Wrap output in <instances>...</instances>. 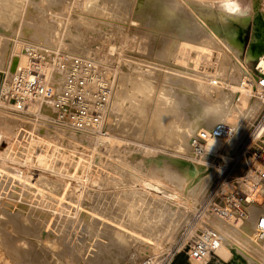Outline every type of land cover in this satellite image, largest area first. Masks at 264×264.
<instances>
[{"label":"rangeland","instance_id":"obj_1","mask_svg":"<svg viewBox=\"0 0 264 264\" xmlns=\"http://www.w3.org/2000/svg\"><path fill=\"white\" fill-rule=\"evenodd\" d=\"M171 1L0 0V264H167L171 253L178 249L180 252L174 264H186L190 245L205 229L202 222L209 220V224L220 232V217L207 211L210 198L215 196L217 204L225 195L231 200L247 199L242 209L245 216L253 208H264V183L258 182L259 189L249 188L247 162H242L239 157L263 111L259 112L262 113L260 118L258 114L247 122L246 128L237 135L236 142L221 152L228 158L238 152L233 161L221 164L215 162L216 157L212 159L210 163L215 162L224 170L204 181L201 191L191 194L184 185L172 179L180 172L179 165L175 163L177 160H189L194 156L199 164V159L205 158L196 157L193 148L191 152L176 148L179 145H176L179 142L175 138L176 125L179 124L181 129L187 127L186 120L189 121L187 116L193 102L200 108L204 105V108L214 101L206 99L194 81L202 80L207 85L218 86L228 77L227 84L239 82L237 71L228 75L219 69L222 59L234 53L231 42L239 44L237 48L243 45L238 60L245 64L247 73L255 77L259 74L257 59L246 63L254 23L250 19L248 24L240 25L241 19L253 14L252 0ZM225 2L230 4L222 11L232 9L230 6L233 4L237 21L232 20L225 25L222 13H212L209 20L211 29L216 32L192 11L194 7L204 6L203 9L213 6V11H216ZM118 5H123L125 9ZM129 6L130 9L126 8ZM241 7L242 11H238ZM116 8H122L119 16L115 14L118 11ZM260 10L264 13V0H261ZM238 26L243 29V34ZM141 34L144 35L142 38ZM163 36L169 37V41L163 40ZM145 39L153 49L150 48L147 54L142 48ZM208 40L211 42L206 43ZM165 41L170 42V46H166ZM77 43H82L80 46L91 44V56L81 55ZM161 44H164L163 49L159 47ZM191 44L195 45L194 48ZM207 44H210L209 47ZM26 46L28 49L29 46L36 48L39 52L36 54L47 55L48 71L52 69L50 54L56 51L99 62L102 72L112 81L116 94L107 123L109 135L115 140L113 144L108 141L103 143L97 140L99 136L89 134L85 138L73 139L75 133L57 123L55 112L54 117L48 116L36 107L21 115L19 113L20 116L9 113L18 114L7 101L9 90L4 92L2 84L8 79L11 87L16 68L12 71L10 64L13 60L19 61L16 59L18 54H29L30 50L27 52L24 49ZM228 61L234 69L233 60L228 58ZM8 72L12 76L6 78ZM141 72L148 73L150 77ZM148 77L151 85L140 87L139 80H147ZM220 78L223 80L220 81ZM236 93L239 98L241 92L229 94L232 103ZM160 94L165 96L164 99L170 95L183 96L182 110L177 111L168 100L165 105L158 104L153 108L152 118L142 119L138 112L140 105L144 101L151 103V99ZM159 106L165 107L169 116L170 132L167 131V134L157 131L154 124L157 114L153 112H157ZM245 113V110L238 113L236 120H242ZM182 140L186 143V139ZM170 168L174 172L166 171ZM243 176L247 178L243 179ZM251 178V182L256 184V180ZM162 201L173 204L171 213H167L166 208V211L160 210L157 205ZM149 209L152 212L147 215ZM135 216H154L157 220L154 226L160 232L152 235L153 239L145 245L138 238H144L145 232H150L143 229L148 224L140 219L138 221ZM128 217L135 220L127 221ZM240 218L227 223L237 227ZM200 219L203 221L200 222ZM220 234L230 245L252 256V249L257 251L249 249L241 233L234 237L228 232ZM256 236L254 234V240L259 239ZM35 251L54 256L52 260L45 257L46 260L35 261ZM213 257V264H231L236 256L231 251L225 259L218 253ZM253 257L254 261L264 264V252Z\"/></svg>","mask_w":264,"mask_h":264},{"label":"bare ground","instance_id":"obj_2","mask_svg":"<svg viewBox=\"0 0 264 264\" xmlns=\"http://www.w3.org/2000/svg\"><path fill=\"white\" fill-rule=\"evenodd\" d=\"M119 1V0H117ZM165 1V0H164ZM171 1V0H170ZM174 1V0H172ZM171 1V2H172ZM199 1V0H198ZM168 2V1H167ZM176 2V1H175ZM204 2V1H203ZM263 2V1H262ZM125 3V2H124ZM177 3V2H176ZM183 3V2H182ZM202 3V2H201ZM252 3H253V14L250 16V17H246V18H243L240 20V18L238 19V22L239 20L241 21V24L240 25H243L245 23L248 24V21L251 19L254 23V29H253V34H252V37H251V41H250V45H249V48L248 50L246 51V63L248 62H251L253 61L254 59H257L259 61V68L262 69V71L264 72V13L261 12L260 10V5H261V0H252ZM163 4V3H162ZM207 5H210L208 3H206ZM230 3L229 2H225L223 5H220V8L219 10H216V11H213V6L209 9L208 8H193L192 11H193V14L194 16H197L199 18H201L205 23H206V26L208 25V27H210L211 29V22H210V15L212 13H216V14H220L222 13V19H223V23H225V25L228 24V22L234 20V21H237V18L235 16H238L236 11H235V6L232 7L233 4H231V8L230 10H227V11H222L223 8L227 7ZM120 5H118L119 7ZM123 6V5H122ZM120 6V7H122ZM135 6V4H134ZM154 6V5H153ZM123 9L124 6L122 7ZM122 8L119 9V8H116L118 11L117 13H115L116 15L119 16V12L120 14L122 13ZM126 8H131L130 6L129 7H126ZM168 9V7H167ZM127 10V9H126ZM187 10V9H186ZM191 10V9H190ZM114 11H116L114 9ZM112 11V13L114 12ZM128 11V10H127ZM129 12V11H128ZM126 13V14H129V13ZM176 12V11H175ZM157 13V12H156ZM168 13V12H167ZM172 14V13H171ZM184 15V13H182ZM115 15V16H116ZM181 15V14H180ZM183 15H181V18L183 20H186L184 17H182ZM192 15V14H191ZM117 16V17H118ZM122 16V15H121ZM125 16V15H124ZM142 16V15H141ZM176 16V15H174ZM114 17V16H113ZM173 17V16H172ZM195 17V18H197ZM112 18V17H111ZM165 18V17H164ZM131 19V18H130ZM124 20V19H123ZM168 20V19H167ZM197 20V19H196ZM99 21V20H98ZM199 21V20H197ZM247 21V22H246ZM150 22V21H149ZM201 22V20H200ZM172 23V22H170ZM199 23V22H198ZM202 23V22H201ZM100 24V23H99ZM139 24V23H138ZM149 24V23H148ZM174 24V23H173ZM172 24V25H173ZM177 24V23H176ZM187 24H190V23H187ZM130 25V24H129ZM133 25V24H132ZM92 26V25H91ZM136 26V25H135ZM151 26V24H150ZM175 26V25H174ZM179 26V24H178ZM202 26V25H201ZM205 26V25H204ZM205 26V27H206ZM105 27V26H104ZM146 27V26H144ZM149 27V26H148ZM156 27V26H155ZM159 27V26H158ZM203 27V26H202ZM222 27V26H221ZM241 26H238V29L241 31V33L243 34V29L242 28H239ZM143 28V27H142ZM169 28V27H167ZM171 28V27H170ZM186 28V27H185ZM165 29V28H164ZM174 29V28H173ZM178 29V28H177ZM158 30V29H157ZM172 30V29H171ZM180 30V29H179ZM206 30V28H205ZM209 30V29H207ZM213 32H216L215 29H211ZM162 30H158V32ZM168 31V30H167ZM44 32V31H43ZM47 32V31H46ZM45 32V33H46ZM148 32V31H147ZM151 32V31H150ZM156 32V31H155ZM154 32V33H155ZM160 32V33H161ZM165 32V30L163 31ZM173 33V31H171ZM176 32V31H175ZM178 32V31H177ZM181 32V31H180ZM208 32H211V31H208ZM212 32V35H214V33ZM48 33V32H47ZM153 33V32H152ZM166 33V32H165ZM182 33V32H181ZM38 35V34H37ZM47 35V34H46ZM142 35V34H141ZM155 35V34H154ZM152 35V36H154ZM161 35H165V34H161ZM220 35V34H219ZM36 36V35H35ZM51 36V34H50ZM144 35L141 36V38L143 37ZM151 36V38H152ZM167 36V35H166ZM217 36V35H216ZM224 36V35H223ZM47 37V36H46ZM164 37V36H163ZM171 37V36H170ZM173 37V36H172ZM206 37V36H205ZM214 37V36H212ZM218 37V36H217ZM134 38V37H133ZM158 38V37H157ZM167 38L169 37H164L163 40H168ZM181 37H179L180 39ZM209 38V37H207ZM49 39V38H47ZM144 39V38H143ZM154 39V38H153ZM156 39V38H155ZM176 39V38H175ZM205 39V38H203ZM211 39V38H209ZM218 39V38H217ZM148 40V39H147ZM146 39L143 40V44H144V47L143 48V51H146V54L148 51H150L152 48H151V45H149V42L147 41ZM202 40V38H201ZM215 40V38H214ZM213 40V41H214ZM48 41V40H47ZM46 41V42H47ZM50 41V39H49ZM96 41V40H95ZM169 41V40H168ZM204 42L207 41V40H203ZM220 41V40H219ZM46 42H44V44H47ZM140 42V41H139ZM154 42V40H153ZM211 41L208 40V42L206 43H209ZM217 42V41H216ZM231 42V41H230ZM83 43V42H82ZM82 43H77L76 44V47L78 48V52L81 54V55H84V56H91V53H92V49L90 48L91 44L86 45V43L82 46H80V44ZM156 43V42H155ZM164 43H167L166 41ZM189 43V42H188ZM213 43V42H212ZM43 44V43H42ZM137 44V43H136ZM168 44V43H167ZM169 44H171L169 42ZM166 45V46H170V45ZM176 44V43H175ZM195 44V43H193ZM198 44V43H196ZM211 44V43H210ZM209 44V45H210ZM224 44V43H223ZM232 44V48L234 50V53H232V56L230 55H227V57L223 58L222 59V62H221V65H220V70L223 71L225 74L228 73V75L230 74H234L233 72L237 71V75L239 76L240 75V80L238 83H235V84H227V78L226 80H223V78H220V85L218 86H211L210 85H207L205 82H203L202 80H192L195 82L196 85H198L199 87V90L200 92L202 93V95H204L205 97H207L206 99H213L214 101L213 104L211 106H205L203 108H200V106L198 104H195L193 102L192 104V107H191V111L188 112V116L187 118H189L186 122H187V127H185V129H181L180 125L177 124V128H176V131H175V138L177 139V141L179 142H176V145L179 143V145L176 146L177 149H181L180 151L182 152H186L189 150V152L192 151V146H191V142H190V135L192 134H196L199 132L200 129H204V130H210L218 125H229V127L231 128V134L230 136L226 137V138H210L207 143H206V154L204 155L205 158L204 159H199V164H197L198 162L195 160L196 158L193 156L191 157L189 160L187 159H181V161H176L175 163L177 165H179V173H177V176H174L172 179H174V181L179 184V185H184L186 190L191 193V194H195L199 191H201V188H202V183L208 179H212L214 178V175L217 173V172H222L224 170V167L223 166H220L217 167L216 164H214L215 162H219V163H223V162H229V161H233L234 157L236 156V153L235 155H233V157H226L225 155H223L221 152L225 151L224 148L227 149V147H229L230 145H232L234 142H236V140L238 139L237 135L240 133L246 128V124L247 122H250L252 121V119L256 118L255 116H258L259 112H264V96L260 93L259 91V88L257 86V79L255 77V75L251 74L249 75L247 73V71L245 70L246 66L245 64H242L239 60H238V56H239V52L241 51V48L243 47V45L241 44L240 45V48H237L239 44H234L233 42H231ZM32 45V44H31ZM49 45V44H48ZM78 45V46H77ZM155 45V44H154ZM164 44H161L159 47L162 48ZM181 45V44H180ZM189 45V44H188ZM192 45V44H191ZM200 45H206V44H200ZM208 45V44H207ZM208 45V47H209ZM216 45V44H215ZM42 46V45H41ZM143 46V45H142ZM178 46V44H177ZM176 46V47H177ZM193 48L195 45H192ZM212 46V45H211ZM214 46V45H213ZM217 46V45H216ZM215 46V47H216ZM219 46V45H218ZM217 46V47H218ZM158 47V50L160 51V48ZM179 47V46H178ZM225 47V46H224ZM223 47V48H224ZM151 48V49H150ZM173 48V47H172ZM185 48V47H184ZM189 48V47H188ZM206 48V47H205ZM25 51L27 50V52L31 49L30 46H29V49L28 47H24ZM163 49V48H162ZM196 49V48H195ZM201 49V48H199ZM204 49V48H203ZM210 49V48H209ZM227 49V48H226ZM153 50V49H152ZM178 50V49H176ZM180 50V49H179ZM178 50V51H179ZM182 50V48H181ZM187 50V49H186ZM189 50V49H188ZM222 50V49H221ZM21 51V50H20ZM94 51V50H93ZM172 51V50H171ZM22 52V51H21ZM220 52V51H219ZM39 53V52H38ZM178 53V52H177ZM73 54V53H72ZM145 54V55H146ZM158 54V53H157ZM185 54V52H184ZM19 55V54H18ZM16 57V59H19V61H15L10 64V69H13L15 70V68L19 65V66H26L28 64V61H29V57L27 54H20L19 57ZM149 55V54H148ZM165 55V54H164ZM187 55V54H186ZM221 55V53H220ZM80 56V55H78ZM150 56V55H149ZM156 56V55H155ZM163 56V55H162ZM172 56V55H171ZM183 56V55H182ZM167 57V56H166ZM165 57V58H166ZM184 57V56H183ZM224 57V56H223ZM96 58V57H95ZM178 58V57H177ZM228 58L232 59L233 60V65H234V69H231V63L228 61ZM92 59V58H91ZM162 59V58H160ZM164 59V58H163ZM167 59V58H166ZM198 59V58H197ZM178 60V59H177ZM183 60V59H182ZM100 61V60H99ZM178 62V61H177ZM182 62V61H181ZM10 63V62H9ZM175 63V62H174ZM179 64V63H177ZM48 65V64H46ZM18 66V67H19ZM50 66V65H49ZM190 67V66H189ZM48 68V66H47ZM46 68V66L43 68V71L47 72V74L49 76H52V77H55V83H58L59 86L62 85V81H63V75L62 74H57L53 71H51L52 69H48ZM165 68V67H163ZM191 68V67H190ZM166 69V68H165ZM192 69V68H191ZM140 71V70H139ZM143 73V72H141ZM186 73V72H185ZM13 74V73H12ZM179 74V73H178ZM190 74V73H189ZM198 74V73H197ZM7 76H5L6 78H8L9 76L8 75H11V72H8V74H6ZM143 75H148V73H143ZM196 75V74H195ZM200 75V74H199ZM206 75V74H205ZM227 75V76H228ZM249 75V76H248ZM12 76V75H11ZM14 76V74H13ZM149 76V75H148ZM162 76V75H161ZM160 76V77H161ZM170 76V75H169ZM190 76V75H189ZM201 76H204V75H201ZM207 76V75H206ZM218 76V75H217ZM150 77V76H149ZM149 77L147 80H145V78H143L142 80H139V86L140 87H148L149 85H151V83L149 82ZM219 77H222V76H219ZM230 77V76H229ZM224 78V79H225ZM203 79V78H202ZM109 80V79H108ZM8 79L4 81V83L2 84V90L4 92L8 91L9 88H10V82L8 83ZM233 81V80H231ZM215 82V81H214ZM1 90V91H2ZM232 92H241V95L240 97L238 98V94L236 93V97H235V102L232 103L231 102V99H230V96L229 94ZM117 93V92H116ZM161 96L159 95H156L153 99H151V103H148V101H144L142 105H140L139 109H138V112L140 113V116L141 118L143 119H150L149 117L152 118L151 116V113L152 111L154 110L153 108L156 107L158 104H161V105H165L166 104V101L168 102V100H170V104L173 105L177 111L178 110H182L183 108V96H179V95H170V96H167V98H163L162 94H160ZM115 97H116V94H115ZM115 97H114V100H115ZM165 97V96H164ZM137 98V97H135ZM138 101V100H136ZM232 103V104H231ZM34 105V106H33ZM209 105V104H208ZM113 106H114V103H113ZM36 107L38 108V110L40 109L41 111H44L48 114H50L51 116L54 117V112L56 113V110L51 108L52 106H50L49 102L46 101V100H41L40 102L39 101H35L33 104L30 105L29 108H32V109H36ZM10 108V107H9ZM157 112L154 111L153 113L157 114L156 115V119H154V124H155V127L158 130H161L160 133H163V131L165 132V134H167L166 132H170L169 129H170V126H169V122H167L169 116L167 115L166 111H165V107H157ZM13 109V108H12ZM245 110V114L243 116V119L238 121L236 120V117L239 116L238 113H243ZM113 111V109H112ZM12 116L13 115H17V116H20L19 113L18 114H14L12 112H9ZM112 113V112H111ZM153 114V116L155 115ZM262 115L259 114V118L260 116ZM49 116V115H48ZM111 116V114H110ZM44 117V116H43ZM16 118V117H15ZM24 118V117H23ZM44 118H47V117H44ZM258 119V118H257ZM162 122L165 124H162ZM179 126V127H178ZM61 127V126H60ZM64 128V127H63ZM67 128V127H66ZM68 129V128H67ZM70 130V129H69ZM72 131V130H71ZM74 132L75 134L72 135L73 139H78L80 137H84L85 138V135L86 134H82L80 132H76V131H72ZM240 132V133H239ZM164 134V133H163ZM163 136V135H162ZM165 136V135H164ZM166 137V136H165ZM99 141L105 143L108 141V143L110 144H113L114 143V137L111 136V135H106V136H103V135H99V137H97ZM183 139H186V143H182L183 142ZM165 139H168V138H165ZM185 145V146H184ZM194 151V150H193ZM196 155V154H195ZM204 156H197L196 157H204ZM223 156V157H221ZM231 156V155H230ZM207 157V158H206ZM216 157L217 159H215L216 161L212 164L210 163L212 161V159ZM246 158L243 160L244 162H247L249 163L251 161V158L249 155H246L245 156ZM210 158V159H209ZM178 159V158H177ZM242 161V162H243ZM211 164V165H210ZM199 165H202L201 167ZM111 166V165H110ZM109 166V169H111ZM205 166V167H204ZM173 167V166H172ZM177 169V168H176ZM247 170V169H246ZM108 171V170H107ZM167 172H174V170L172 168L168 170H166ZM110 172V171H109ZM112 172V171H111ZM166 172V173H167ZM170 173L168 176H170ZM182 173V174H180ZM239 173V172H238ZM237 173V174H238ZM168 174V173H167ZM175 174V173H173ZM247 177H248V184H249V188H253L254 189H259L260 187L257 186V184H254L253 182H251V177H253L255 180L256 178L253 176V174H251L250 172L247 173ZM246 177V178H247ZM240 179H242L240 177ZM262 183H264V181H262ZM231 185V184H230ZM229 186V185H227ZM256 187V188H255ZM226 196V195H225ZM155 200V199H153ZM165 205H163V204ZM247 203V199H246V202H245V205ZM157 205V204H156ZM244 205V207H245ZM158 207H161L160 210L161 211H166L167 210V213L170 212L171 213V210H172V207H173V204L171 202H166L164 203L163 201L161 202V204L157 205ZM156 207V206H155ZM163 208V209H162ZM166 208V210L164 209ZM20 209V208H19ZM243 209V208H242ZM148 213L147 215L149 214V212H152L151 209L147 210ZM254 211V212H252ZM251 210L248 211V213H246V216L244 214H237L235 215L233 218H230V219H226V218H218L220 220L219 222V230L220 232H223L225 234V232H228V235L229 236H239V234L241 233L242 234V238L247 242V245L249 247V249L251 250V248H255L257 249L254 250L252 249L253 251H251V253L253 254V256L257 255V253L259 252H264V236L262 237H257L259 238L258 240H254V234H257V226H258V219L261 218V217H264V208L263 207H257V208H253ZM157 212V210L155 211ZM245 213V212H244ZM16 215V214H15ZM198 215V214H197ZM48 216V215H47ZM200 216V214H199ZM14 217V216H13ZM12 217V218H13ZM131 217V216H130ZM130 217L127 218V221L128 219H130ZM134 217V216H133ZM137 217V216H135ZM238 217H241L240 218V225L237 226V227H231V225H229L227 223V221L229 220H233L234 218H238ZM132 218V217H131ZM138 218V221L140 219L141 222H144L146 224H148V226H142V228L144 229V231H147L149 232L148 234L145 232V237L143 238H138L139 240L141 239V243L145 245V243H147L148 241L152 240L153 237L152 235L154 234H157L159 233L160 231L154 226L155 225V222H157V220L155 219V217H137ZM136 218V219H137ZM6 219V218H5ZM224 219V220H223ZM256 219H257V222H256ZM16 220V219H15ZM130 220H133V219H130ZM135 220V219H134ZM133 220V221H134ZM13 221V220H12ZM40 221V220H39ZM203 220L200 219V222H202ZM35 222V221H34ZM14 223V222H13ZM46 223V222H45ZM48 223V221H47ZM16 225L17 224V221L15 223ZM20 224V222H19ZM146 224H143V225H146ZM21 225V224H20ZM19 225V226H20ZM127 225V224H126ZM124 225V227L126 226ZM132 225V223H131ZM139 225V224H138ZM24 226V225H23ZM37 226V225H35ZM40 226V225H39ZM38 226V227H39ZM141 226V225H140ZM21 227V226H20ZM127 227V226H126ZM129 227V226H128ZM208 228V227H211L213 229H216L215 227H212L211 224H209V220L205 221L204 223L202 222V228ZM17 228V227H16ZM42 228V227H41ZM137 229V228H136ZM217 230V229H216ZM222 230V231H221ZM24 231V230H23ZM134 231V230H133ZM138 231V230H137ZM218 231V230H217ZM22 232V231H21ZM31 232V231H30ZM39 232V231H38ZM37 232V233H38ZM94 232V231H93ZM139 232V231H138ZM142 232V230L140 231ZM219 232V231H218ZM219 232V233H220ZM36 233V234H37ZM119 233V232H117ZM130 233V232H129ZM134 233V232H133ZM25 234V233H24ZM29 234V233H28ZM93 234V233H92ZM136 234V231L134 233V235ZM27 235V234H26ZM35 235V234H34ZM40 235V234H38ZM56 235V234H55ZM54 235V236H55ZM133 235V236H134ZM138 235V233H137ZM221 235V234H220ZM31 237V236H30ZM42 237V236H41ZM49 237V236H48ZM148 237V238H146ZM39 238V237H38ZM222 238V242H221V246L218 250H216L212 256H214L215 254L218 253V255L221 257V258H227L229 256V254L231 253V251H233L234 253V259L232 261L231 264H260L259 262H256L254 261V257L249 253V252H245L244 250L242 249H238L232 245H230L227 240H225V237L224 236H221ZM62 239V238H61ZM135 239V238H134ZM145 239V240H143ZM128 242V241H127ZM53 243V242H52ZM90 245V244H89ZM139 246V245H137ZM17 247V246H16ZM61 247V246H60ZM128 247V246H127ZM18 248V247H17ZM51 248V247H49ZM136 248V247H135ZM138 248V247H137ZM22 249V248H21ZM18 250V249H17ZM35 250V249H34ZM54 250V248H53ZM19 251V250H18ZM23 251V250H22ZM38 251V250H36ZM34 253V258L36 259L35 261H39L40 259H44L45 257H48L50 258V260H52L51 258L54 256L53 254H43V253H39V252H36ZM64 251V250H63ZM110 251V250H109ZM243 251V252H241ZM21 252V251H20ZM52 252V251H51ZM60 252V251H59ZM138 252V251H137ZM217 252V253H216ZM22 253V252H21ZM56 254V253H55ZM76 254V253H75ZM101 254V253H100ZM33 255V254H32ZM238 257H240L238 259ZM248 257V258H247ZM247 258V259H246ZM54 259V258H53ZM46 260V259H44ZM56 260V259H55ZM60 260V259H59ZM240 260V263L238 262ZM253 260V261H252ZM243 261H245L246 263H243ZM152 263V262H151ZM148 264V263H147ZM189 264H209V260L208 259H200V260H195L193 258L189 259Z\"/></svg>","mask_w":264,"mask_h":264},{"label":"built area","instance_id":"obj_3","mask_svg":"<svg viewBox=\"0 0 264 264\" xmlns=\"http://www.w3.org/2000/svg\"><path fill=\"white\" fill-rule=\"evenodd\" d=\"M37 52V49L32 47L29 51L28 65L16 67L11 87L6 94L13 110L22 114L28 111L35 101L46 100L56 110L58 124L82 134L109 135L107 123L113 109L115 89L112 81L102 72L99 62L71 53L60 51L51 53L50 57L53 60L49 63L53 72L63 75L62 85L59 86L54 81L55 77L43 71L48 62L47 55H39ZM257 70L259 71L256 77L257 86L264 96V73L259 67ZM230 134L229 125H218L210 130L200 129L189 138L194 153L197 156H204L207 151L206 143L210 138H226ZM246 155L251 158L247 163V171L256 178V184L264 181V114L241 148L239 155L241 161ZM245 202L246 199L242 197L231 200L225 196L217 204L214 196L209 199L207 211L212 215L230 219L243 212ZM257 236H264V217L258 219ZM221 242L220 233L216 229L206 227L190 245L187 264L191 258L208 259L209 264H213L212 255L220 248ZM179 252L180 249L171 253L167 264H174Z\"/></svg>","mask_w":264,"mask_h":264},{"label":"clouds","instance_id":"obj_4","mask_svg":"<svg viewBox=\"0 0 264 264\" xmlns=\"http://www.w3.org/2000/svg\"><path fill=\"white\" fill-rule=\"evenodd\" d=\"M238 11H242V7L237 9Z\"/></svg>","mask_w":264,"mask_h":264},{"label":"water","instance_id":"obj_5","mask_svg":"<svg viewBox=\"0 0 264 264\" xmlns=\"http://www.w3.org/2000/svg\"><path fill=\"white\" fill-rule=\"evenodd\" d=\"M187 264V263H186Z\"/></svg>","mask_w":264,"mask_h":264}]
</instances>
